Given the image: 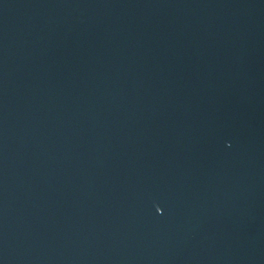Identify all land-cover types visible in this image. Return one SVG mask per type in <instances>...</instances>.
Listing matches in <instances>:
<instances>
[{"label":"water","instance_id":"1","mask_svg":"<svg viewBox=\"0 0 264 264\" xmlns=\"http://www.w3.org/2000/svg\"><path fill=\"white\" fill-rule=\"evenodd\" d=\"M0 264H264V0H0Z\"/></svg>","mask_w":264,"mask_h":264}]
</instances>
